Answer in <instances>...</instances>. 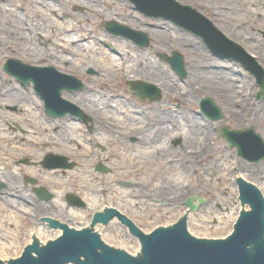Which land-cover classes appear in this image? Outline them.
Instances as JSON below:
<instances>
[{
	"label": "rangeland",
	"instance_id": "rangeland-1",
	"mask_svg": "<svg viewBox=\"0 0 264 264\" xmlns=\"http://www.w3.org/2000/svg\"><path fill=\"white\" fill-rule=\"evenodd\" d=\"M174 1L177 2V0ZM181 2L177 3L190 7L210 22L212 26L215 23L213 21L215 17L221 16L223 11L227 14L229 22L231 20L236 23L243 21V27L251 35L250 37L244 36L247 40L226 36L220 32V28L213 27L226 39L237 44L245 53L252 56L264 70V39L262 36L264 33V0H249V8L255 18L252 22L243 10L238 9V12L234 13L235 5L232 4L231 0H183ZM2 7L0 3V11ZM12 7L16 17L23 20L22 23L21 20L14 19L12 21H16L13 25L14 29L11 31L12 41L7 43L12 52V58L24 65L36 68H53L60 74L74 77L80 81L83 84V90L77 92L62 91L61 98L88 113H92L90 115L92 123L109 131L115 139L114 141L111 138L107 144L96 146L106 149L105 153L96 149L99 156L85 158L82 153L86 154L87 152L84 144L88 138L87 127L76 123L78 118L75 116H65L72 117L77 126L73 127V135L68 138L62 136L60 138L61 142L68 147L67 150L73 152L69 156L71 158L68 159V162L74 163V167L71 170H61L54 175L40 172V178L49 183L54 181L52 185L55 191L59 189L62 201L65 193L85 197L88 208L86 211L74 213L76 211H67L64 204L60 207L56 206L54 209L57 211L58 219L65 222L67 226H84L89 221H92L89 222L92 224L93 220L90 218L96 211L92 205L95 201H99L102 207L122 210L144 235L149 234L155 228L171 226L182 215L186 217L187 233L196 239L210 241L229 236L236 217L239 213L247 211L244 208L246 206L241 205L238 200L236 178L237 176H245L243 172L245 168L264 164V160L257 163L244 161L237 156L235 149L229 147L228 143L220 136V132L222 128L228 130L252 128L259 136L264 132V90L260 91L255 78L239 63L213 55L199 37L162 17L145 16L129 0H75L74 2L72 0H13ZM247 20L249 23L245 22ZM24 21L28 23L33 21L37 27L39 26V32L34 34V38H27L28 32L23 25L26 23ZM110 22L144 34L148 39V47L140 49L130 40L109 34L105 25ZM154 24L160 28L168 26L172 38L189 37L190 40L196 41L200 50L175 45L165 46L159 48V52H154L152 50L155 46L154 40L148 34ZM46 28H49L50 31L55 29L58 33L47 34ZM17 32L25 33L24 39L27 40L28 44L18 41ZM177 32L180 35L178 37L175 35ZM69 38L73 41L72 43L65 42ZM117 41L126 43L130 47L126 50H132L135 56L140 54L142 61L152 64L155 68L157 66L163 72L168 73L179 88L176 93L163 94L159 86L148 83L158 89L160 100L153 103L139 101L128 91L127 84L132 82L127 79L128 75L132 74L125 69L128 63L122 62L117 70L109 69L106 64H95V59H91L94 56L105 59L116 57L113 54L115 53L113 42ZM64 44H68L66 49L62 47ZM174 53L180 55L183 66L189 59L196 64L201 72L232 74L235 77V80H232L234 83H220L211 74L202 78L200 82L194 81L198 87L191 86L192 88L185 89L187 81L185 69V76L181 78L163 59L171 58ZM55 57L57 59L62 57L63 63L55 62L56 59H53ZM70 59H77L79 63L73 64L68 69L69 64L66 60ZM3 66L0 63V89L7 88L8 92L16 90L18 94L22 95V99L27 104L28 110L25 115L30 121V125L33 124V127H36L45 121L48 122L43 114V101L36 95L32 83L22 85L16 79L5 76ZM89 70L96 75H86ZM159 85L162 84L159 83ZM209 88H214L219 93L217 95L208 93L206 89ZM75 95H79L80 100L72 97ZM65 96H69L72 102ZM86 98L93 99L95 103L105 104V110H101V107L91 110L85 103L81 104ZM203 98L212 99L223 114L222 121L211 123L200 113L198 104ZM222 100H225L228 106H225ZM123 109L131 111L130 116L124 114ZM154 109H158L160 113L171 111L177 116H184L185 114L192 116L197 124L196 128L210 134L204 145L205 153L202 152L201 154L197 144L185 143L182 137H177L165 141L166 147L169 148L167 151L144 154V150L140 149L139 154H137L138 157L128 159L125 155L127 150L123 152L116 143L126 141L128 137L136 139V141L139 140L141 143L146 142L147 138L143 135L145 132L143 127L146 126L145 124L151 123L150 118ZM1 114L4 112L2 111ZM17 115L19 113L13 115L14 121L17 120ZM95 116L99 121L95 119ZM62 120L61 118L58 121H53L55 126L52 130L61 126ZM129 121L141 123L142 129L139 127L135 129L134 124ZM1 122L0 131L5 129L4 122ZM34 131L40 134L37 129ZM131 131L132 135H130ZM94 134L92 138L96 139L98 134ZM44 141L46 142L45 139ZM157 143L155 142L156 147L159 144ZM176 148L178 151L175 152ZM9 152L10 149L6 144L0 143V164L5 163L2 162V158L9 157ZM11 155L18 157L15 154ZM177 155L181 158L183 155L194 157L191 167L188 166L187 170L181 171L179 164L182 159L176 164V161L179 160ZM111 157L113 158L111 159ZM211 162L213 166H211ZM97 164L105 165L108 169L107 173L96 172ZM3 166L0 168L2 169ZM135 169L137 170L134 171ZM247 180L260 190V194L264 195L262 182ZM61 181L64 184L63 187H60ZM137 181L142 183V187L144 185L149 187L148 191L144 192L149 195V201L146 198L144 200L142 194L139 195V191L133 188ZM173 181L178 182L180 188L175 194L172 188ZM123 183L130 184L132 188L123 187ZM170 187L172 190L169 189ZM18 189L19 185H16L12 188L11 193L13 194V191H18ZM96 189L106 191L95 194ZM94 195L98 196L97 199ZM187 199H192L197 209L190 211L186 208ZM200 200L203 202L199 205L198 201ZM42 209L44 211L41 213L52 215L47 211V207ZM22 220V218H17L14 224L15 229L8 230V225L0 217V237L2 235L4 238L0 240V251L3 252L0 257L5 264L9 261L18 260L19 253H24L26 243L31 241L30 231H25L27 220ZM110 220L106 224L99 221L101 229L100 231L97 229L98 233L95 232L99 234L100 240L105 246L122 251L130 259L141 257L140 249L135 247V241L139 246L138 241L119 223L120 219L116 218V220H111L112 222ZM93 229L95 230V228ZM47 236L46 234L42 235V238L36 239V243L40 245L48 243L50 240L46 242L43 240Z\"/></svg>",
	"mask_w": 264,
	"mask_h": 264
},
{
	"label": "water",
	"instance_id": "water-1",
	"mask_svg": "<svg viewBox=\"0 0 264 264\" xmlns=\"http://www.w3.org/2000/svg\"><path fill=\"white\" fill-rule=\"evenodd\" d=\"M129 1L145 16L162 17L199 37L213 55L239 63L255 78L260 91L264 90V70L255 59L240 46L226 39L190 7L182 6L174 0ZM105 29L113 36L130 40L140 49L148 47L147 37L128 27L110 22L105 25ZM262 36L264 39V33ZM163 59L179 77L185 76L180 55L174 53L171 58ZM3 69L22 85L32 83L49 116L63 117L68 114L81 117L76 106L61 98L62 91L82 90L83 84L74 77L60 74L53 68H36L16 60L7 61ZM128 91L139 101L153 103L160 100L158 89L141 81L130 82ZM198 107L200 113L211 123L224 118L210 98L201 99ZM220 136L244 161L257 163L264 160V143L252 128H222ZM59 161L58 168L72 167L65 165L63 159ZM238 193L241 205H248L249 209L236 217L231 236L210 241L196 239L187 233L186 217L182 215L172 227L156 228L144 235L133 223L120 216V222L141 244V257L137 259H130L122 251L105 246L91 229L80 230L72 227L73 230L61 226L63 231L58 238L44 245L33 244L24 253H19L18 260L6 264H264V200L257 188L243 182L238 186ZM202 202L200 200L198 204ZM185 205L190 211L197 209L192 199H188ZM113 210L124 214L122 210ZM112 212V208L101 209L100 214L94 217L92 225L99 221L106 224L110 219L102 216ZM0 264H5L1 257Z\"/></svg>",
	"mask_w": 264,
	"mask_h": 264
},
{
	"label": "flooded vegetation",
	"instance_id": "flooded-vegetation-1",
	"mask_svg": "<svg viewBox=\"0 0 264 264\" xmlns=\"http://www.w3.org/2000/svg\"><path fill=\"white\" fill-rule=\"evenodd\" d=\"M10 2L11 0H0L1 6L7 5ZM11 23V20H7L6 16L0 13V49H2V51H0V63L3 65H5V63H7V61L9 60H13L12 52L9 50L7 44L8 41H12ZM3 72L5 76L13 78L9 73L5 71ZM86 75L94 76L96 75V73L89 70L86 72ZM11 93L12 91L8 92L7 88L0 89V128L2 127L1 121L4 122L5 127L4 130L0 131V143L6 144V146L10 149V156L2 158V162L7 163V165H4L5 163L0 164V166L4 165L2 169L0 168V217L2 218L3 222L8 225V230L15 229L14 224L17 218H22V221L27 220V228L25 229V231H30L31 234L29 235V237L33 242V240H38L42 238L41 236L44 234L48 235L49 237H52L59 225H67L65 222L60 221V219H58V217L56 216L57 211L54 209L56 206L60 207V205L56 204L55 202L58 193L61 197L59 189L56 191L54 190V187L52 185L54 181L50 180L51 183H49L48 181H44V179L40 178V172L53 174V172H60L61 170H71L74 167V163L68 162V159L71 158L69 156L73 154V152H70L69 149L67 150L68 147L64 145L60 140V126L52 130V128L55 126L53 125L54 123H52L53 121H58L61 118L72 119V117H65L66 115L63 116L64 118L51 117L45 112L43 103V114L47 118L48 122L45 121L46 123L43 122L41 124H38V126L36 125V127H33V124L30 125V121L26 118L25 115V112H27L28 110L26 103L25 105L22 104V107H24L22 109H19V106L17 104L12 105L6 103V100L8 99V96ZM76 108L78 107L76 106ZM78 109L80 111L81 117L75 116L76 118H78L79 121L76 122L80 123V125L82 126L87 127L86 133L88 135H86L88 138L87 141L84 143L87 152L86 154L83 152L82 155L88 159L94 156H99V154L96 152V149L99 150V152L101 153H105L106 149L96 147L98 146V144L101 143L98 142L96 139L92 138L94 131V135H96L97 133L96 127L94 128L96 124L94 125L91 120L92 118L90 115L92 113H88L83 109H80V107ZM2 111L4 112V114H1ZM16 113H19V115L16 116L18 121L13 120V115ZM95 119L98 120L96 116ZM34 129L40 131V134L35 133ZM44 139L46 140V142L44 141ZM104 144H107V142L101 145ZM116 144L119 145V148L122 149L123 152L127 150L125 152L126 156L130 154H135L137 156V154H139L138 151L140 149L145 150L147 146H149L147 142L141 143L139 140L136 141V139H132L129 137L126 141H121ZM11 154H15L18 157L12 156ZM113 157H111V159ZM59 159H63L65 165H71L72 167L70 169L58 168V164L60 163ZM136 170L137 169H135L134 171ZM95 171H106L100 173H107L108 169L105 167V165L97 164L95 167ZM1 174L7 177L8 181L2 179ZM134 175L136 176L135 173ZM16 185H19V189L18 191L14 190L12 194V188H14ZM141 185L142 183L137 181L136 183H134L135 187L133 188L139 191V195L142 194L144 200L146 198V200L149 201V195H146L144 193L148 191L149 187L147 185H144L145 187H142ZM130 186L131 185L128 183H125L123 185V187L132 188ZM104 191L106 190L96 189L94 193L100 194ZM23 197L25 198L24 201ZM94 197H96V195H94ZM63 198V204L64 206L66 205L67 211H76L74 213H79L77 211H86L88 208L85 202V197H78L76 195H69V193H66L65 195H63ZM43 207H47V211L50 212V214L52 215L41 213L42 211H44L42 209ZM103 208L105 207H102L101 209ZM100 210H94L95 213L91 216L92 218L90 219L93 220L95 216L99 215ZM112 211H114V215H111L109 217L105 216L106 219H111L113 221V219L117 218L119 220L120 216H122L131 222V220L127 218L124 214L117 212L113 209ZM6 215L8 216L6 217ZM97 223L99 224L100 222ZM119 223L128 230V228L123 225L120 221ZM128 233H130L129 230ZM1 239H4L2 235L0 237V240Z\"/></svg>",
	"mask_w": 264,
	"mask_h": 264
},
{
	"label": "bare ground",
	"instance_id": "bare-ground-1",
	"mask_svg": "<svg viewBox=\"0 0 264 264\" xmlns=\"http://www.w3.org/2000/svg\"><path fill=\"white\" fill-rule=\"evenodd\" d=\"M74 1L75 0H72V2H74ZM181 1H183V0H177V2L182 3ZM231 1H232V4L235 5V7L233 8L234 13H237L238 9L243 10L244 14H246V16L250 17L251 22H252V20L253 21L255 20L254 14L251 13L252 11L249 8L250 7L249 0H231ZM117 2H120V1H117ZM12 3H13V0H11V2L9 4L4 5L2 7V10L0 11V13L2 15H5L7 20L9 19V20L13 21L14 19H16L17 21L18 20L20 21L21 19L17 18L15 15L16 13L13 11ZM22 21L23 20H21L20 22L22 23ZM26 21H28V20H26ZM26 21H24V22H26ZM213 21L215 22V23H213V26H217L218 28H220L219 29V30H221L220 32L225 34L226 36H231L233 38H241L243 40H247V38H245L244 36H246V37L251 36L247 32L246 28L243 27V25H242L243 21H241V22L237 21V23H236L233 20H231L229 22L228 16L225 13V11H223L221 16L215 17V19ZM14 22H16V21H14ZM14 22L11 23L12 29H14L13 28ZM245 22L249 23L248 20ZM23 25L27 28V32H28L27 38L28 39H31L32 37L34 38V34L36 32H39V28H38L39 26L37 27V24L33 21H31L29 23L26 22ZM161 27H163V26H161ZM29 30H30V32H29ZM169 30H170V28L168 26H166L164 28H160L158 26H155V24H154V27L148 31L149 37H151L154 40L155 46L152 48V50L154 52H156V53L159 52L160 51L159 48H163L165 46L170 47V46H175V45L182 47V48L191 47L192 49H199L200 50V46L196 43V41L190 40L189 37H186V36H184V37L181 36L182 38H180V39L172 38L171 32H169ZM45 32H47V34H51V33L57 34L58 33L57 30L53 29L50 31L49 28H46ZM174 32H176V31H174ZM24 34L25 33H23V32L22 33L17 32L16 33L17 39H19L21 42H23L25 44H28L27 40L24 39V36H25ZM175 35H177V37L180 36L178 32ZM65 42L72 43L73 41L71 40V38H69V39H66ZM113 44H114L113 46L115 49V53H113V54L116 57L105 59L102 57H95L94 56L91 59H95V61H96L95 64H106V66L109 69H111V70L116 69L117 70L119 68L120 64H122V62H125V63H128V65L126 66L125 69L129 70V73H132L131 75H128V77H127L128 80L144 81L146 83H154L162 89L163 94H175L177 89H179L178 86L175 84V81L172 80V78L169 76L168 73L163 72L162 69L157 67V66L155 68V66H153L152 64H149L146 61H142L140 54L135 56V54L132 52V50H130V51L126 50L128 48L130 49V47H128L126 43L117 41V42H113ZM67 45L68 44H66V45L64 44L62 46L63 49H66ZM114 49H113V51H114ZM92 54L95 55V53H93V52H92ZM53 59H56L55 62H57L58 64L63 63L62 57H59L58 59L55 57ZM66 62H68V64H69L68 69H70L73 66V64H78L79 60L70 59V60H66ZM184 69H185V72L187 74V81L185 84V89L186 88L188 89L191 86L192 87L195 86V88L198 87L197 86L198 84L194 81L200 82L202 78H206L207 76L213 74L212 72H207V73L201 72L196 67V64L193 63L192 60H189V59L187 60L186 65L184 66ZM134 73H136V74H134ZM213 78L220 81V83L222 82V83L233 84L234 81H232V80H235V77H233L232 74H229V73L213 74ZM159 83H161L162 85H159ZM206 91L208 93L215 94V95H217L219 93V92H217L218 90H216L214 88L206 89ZM229 94H232V93H229ZM72 97H74L75 99L78 98L80 100L79 95H77V96L75 95ZM65 98H67L68 100H70L72 102V99L69 96H65ZM222 102L224 103L225 106H228V104H226L225 100H222ZM6 103H9L12 105L17 104L19 106V109H22V108H24V107H22V104L25 105L26 101L24 99H22V95L18 94V91L15 90L11 94H9V98L6 100ZM84 103L91 110L99 109V107H101V110H103V111L105 110V104H101L100 102L95 103V101L93 99L91 100L90 98H86L85 101L81 104H84ZM229 107H228V109H229ZM123 112L127 116H130V114H131V111H125L124 110ZM150 120H151L152 124L147 123V124H145L146 126L143 127L145 129V132L143 133V135H145V137L147 138L146 142L149 145L144 150V154H149V153L152 154L153 152L161 153V151L164 152V151L169 150V148L166 147L165 141L173 139V138H177V137H182V139L185 143L197 144L199 146L198 149L201 150V154H202V152L205 153L206 149L204 148V145L206 144V140L210 134L204 130H201L200 128H196L197 124L194 121L193 117L190 116L189 114H185L184 116H177V115H174L171 111H167L165 113L164 112L160 113L158 109H154V110H152ZM129 122L134 124L133 127L135 129H136V127H139L142 129L141 123H136V121H129ZM52 123H54V122H52ZM130 126H131V124H130ZM73 127H77L75 125L74 120H72L71 118H64L62 120V124L60 126V135L62 137H65V138H68L70 135H73V133H74ZM95 127H96V131L98 134L96 140L98 142H100L101 144H103V143L107 142L109 139L113 138L111 133L109 131H106L100 125H95ZM77 130H79V129H77ZM130 135H132V131L130 132ZM138 135H142V134H138ZM260 135H261L260 138L262 139V141L264 143V132L261 133ZM114 141H115V139H114ZM155 142L159 143V144L157 143L158 144L157 147H156ZM117 143H119V142H117ZM174 151L176 152V151H178V149L176 148ZM136 157L137 156L135 154L134 155L130 154L127 156L128 159L136 158ZM177 157L179 158V160L176 161L177 162L176 164H178L182 159V162H180V164H179L180 165L179 168L181 169V171L187 170L188 166L191 167V163H192V160L194 157H192V156L185 157L184 155L182 156V158L179 155H177ZM210 164H211V166H213L212 162ZM243 172H244L246 177L245 176H239V177L237 176V178H236L237 188L241 184V182L252 185L247 179L252 180V181H260L264 185V164H260L258 166L251 167V168L247 167V168H245V170ZM54 173L56 174L57 172H53V174ZM162 174H164V173H162ZM1 178L4 179L5 181H8V178L3 176V174H1ZM237 182H238V184H237ZM63 186H64V184L61 181L60 187H63ZM172 188H173L174 194H175L176 191L180 189L179 183L176 181H173L172 182ZM169 189L172 190L171 187ZM259 192H260V190H259ZM65 194H63V195H65ZM261 196L264 200V195L261 194ZM95 198L97 199V197H95ZM55 202H56V204H58L60 206L63 205V201H62V198L60 197L59 193L56 196ZM240 204H241V202H240ZM92 206H93L94 210H100L102 208L99 205V201H95ZM105 208H109V207H105ZM105 208H103V209H105ZM244 208L246 210H248L249 206L246 205V207H244ZM111 215H114V212L103 215V217L105 218V216L109 217ZM239 215H240V213H239ZM262 216H264V211L262 213ZM89 222L84 226H77L76 228H78L80 230H85V229L90 228L91 226L92 227L94 226V228H95V230L93 229L94 232L98 233L97 229L100 231L101 226L98 223H95L96 225L91 224V226L89 227V225H90ZM72 227H75V226L69 225L68 229L72 228ZM62 231H63L62 227L59 225L57 227V230L55 231L54 235L52 237L48 236L45 239H43L44 242H46L48 240H55L56 238H58L62 234ZM97 235L99 236V234H97ZM99 239H100V236H99ZM135 239L138 241L137 238H135ZM101 242L103 243V241H101ZM32 244H33V242L29 240V242L26 243V247L30 248ZM135 247L137 249L138 248L140 249L141 244H139V246H138V244H136V241H135ZM1 253H3V252L0 251V254Z\"/></svg>",
	"mask_w": 264,
	"mask_h": 264
}]
</instances>
